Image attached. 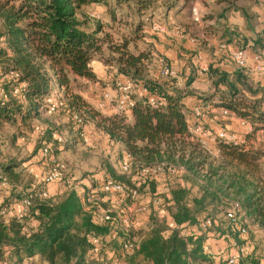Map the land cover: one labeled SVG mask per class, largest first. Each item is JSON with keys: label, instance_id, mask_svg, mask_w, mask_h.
<instances>
[{"label": "trees", "instance_id": "obj_1", "mask_svg": "<svg viewBox=\"0 0 264 264\" xmlns=\"http://www.w3.org/2000/svg\"><path fill=\"white\" fill-rule=\"evenodd\" d=\"M111 1L0 0V82L7 90L4 100L0 99V126L14 125L17 113L22 121L40 116V107L47 104L55 86L65 103L60 109L71 122L73 113H79L84 123L85 112L91 114L96 127L114 142L124 144L133 162L166 161L183 167V172L165 173L170 180L169 192L162 196L165 207L148 216L154 226L145 233L140 247L126 256V264H213L204 250L210 234L240 240L225 218L230 201H238L250 222L264 229V150L220 138L217 151L206 148L200 136L190 129L182 102L184 93L175 87L177 78L161 75L149 78L146 70L154 59L153 50L131 48V44L144 38V15L151 12L148 19H152L155 10L175 9L181 0H114L117 5L127 4L138 17L131 24L132 32L115 39L114 33L104 30L101 23L92 31L85 29L80 18L84 8L109 7ZM110 14L115 15L112 11ZM247 44L246 40L234 43L241 47ZM104 47L110 56H106ZM94 57L114 66L117 78L132 82L130 94L135 102L131 117L124 112L103 115L75 90L82 79L96 80L91 66ZM10 71L16 76H9ZM206 71L214 90L204 99L246 120L253 130L264 131V110L259 101L248 98L258 93L248 76L242 70L230 74L213 65ZM191 81L189 77L187 85ZM22 84H25L21 88L24 100L13 92ZM140 88L162 103L149 104L148 96L138 95ZM51 137L48 131L46 138ZM50 140L46 142L52 143L53 152L58 142ZM19 166L13 161L0 163V177L7 179L8 186L16 185L11 177L19 176L16 172ZM65 179L62 182L68 185L69 179ZM41 190L42 184L34 187L31 182L24 186L20 197H12L13 190L0 200V261L15 257L21 263L25 257L38 255L47 264H104L92 259L89 236H107L109 225L99 223L85 209L75 189L67 188L57 196L46 197L37 195ZM27 197L32 202L29 214L22 220L11 218L6 222L2 208ZM203 217L219 219L218 225L189 236L190 249L177 231L166 229L174 224L193 227ZM222 222L227 229L224 230ZM6 251L10 253L7 257ZM237 264H264V261L254 252L242 256Z\"/></svg>", "mask_w": 264, "mask_h": 264}, {"label": "rangeland", "instance_id": "obj_2", "mask_svg": "<svg viewBox=\"0 0 264 264\" xmlns=\"http://www.w3.org/2000/svg\"><path fill=\"white\" fill-rule=\"evenodd\" d=\"M191 2H187L186 6L183 8V10L179 13L178 17H173L174 20H168L163 17L158 10L156 11L153 16H155L152 21L148 19L149 14L144 15L143 17V25L144 28V37L145 36H152L151 34H148L149 32L146 31V29L149 27L152 32H155L151 29V25L154 23H164L166 26V32L164 33H157L153 35L155 38L156 43L164 50V51H170L175 52V45L181 46L178 43V40L182 38H186L188 42L191 43H199L203 46V44H208L209 41L204 36H202L203 31H208L213 33L214 31L223 32L224 29H222V23L223 20H227V17L230 19L231 23L235 24V30L233 32L239 37L237 39L238 41L243 42L244 39H246L245 36L241 37V30L245 33H251L253 34V30L255 27H260L264 25V0H214L213 3H208L207 1L204 2V6H208V9H204L201 11V21L197 22L194 21L192 16V9L197 5L196 0H189ZM224 1V4H218L222 3ZM236 1V2H235ZM180 2H183L181 0ZM233 2V6L229 5ZM203 3V2H202ZM210 4V5H209ZM263 5V7H258ZM199 6V5H198ZM235 8V10H241V15L234 14L232 12L229 13V11L224 14V10H228L229 8ZM109 8V9H108ZM200 8V6H199ZM233 8V10H234ZM239 10V11H240ZM110 11H112L115 15L114 17L112 14H110ZM259 11V12H258ZM163 12V11H162ZM152 14V13H151ZM99 17H96V16ZM226 16V18H224ZM209 17H213V19H208ZM80 18L84 22V28L92 31L94 28L98 25V23H101L105 29L109 32L114 33V38L116 39L118 36L123 34H128L129 32H132L133 27H131V24L133 22H137L138 17L136 16L135 12L128 7L127 4L117 5L114 0L110 2L109 7H105L103 5H91L84 8L82 11V15ZM246 18V19H245ZM97 19L99 21H97ZM232 25V24H230ZM176 26H179L181 28V32H177ZM230 28V27H228ZM142 34V33H141ZM99 36H102V33H98ZM224 35H227V32L224 33ZM160 38H163L162 41ZM244 38V39H242ZM170 40V41H167ZM216 47H219L223 42L219 40V37L216 38ZM230 40H226L228 42ZM237 42V41H236ZM245 42V41H244ZM234 46V45H233ZM231 46V47H233ZM152 44L148 43L144 38L142 40L137 41L136 43L131 44V48L134 50H145L149 51L153 48ZM215 48L214 45H211V48ZM224 47L223 49L226 50L228 56L230 57V48ZM177 49V48H176ZM174 50V51H173ZM188 50V49H187ZM104 52L106 53V56H110V53L108 52L107 48L104 47ZM154 58L155 63L147 67L146 74L149 78H161L160 77V64L157 63V60L160 58H164L166 64L168 66H171L173 69L177 72V77H184L181 73H179L178 69L171 64L170 60L167 56L164 54H160L159 52L154 51ZM99 58V57H96ZM154 60V59H153ZM185 79V78H184ZM125 81V79H108L107 81V90L106 92H109L112 96H116V86H118V82ZM87 84L82 83L80 81L78 84H76L75 90L79 91L85 90L89 91V89L86 86ZM0 89L7 93V90L4 89V83L0 82ZM207 90V91H206ZM201 93L205 94L208 91V89H200ZM105 93V92H104ZM104 93L102 95V99L99 100L96 107L92 108L98 112H100L103 115H108L110 113L106 112L107 103L104 100ZM101 96V95H100ZM254 95L250 94V99H255L259 101L260 105L264 103V91L263 96L261 98H254L252 97ZM87 99H89L88 96H86ZM247 98V97H246ZM248 100V99H247ZM104 103L103 107H100L99 104ZM114 101H111L109 104H114ZM48 104V101H47ZM112 107V106H111ZM105 110V112L103 111ZM17 116V122L12 125L10 123H6L3 126H0V163H6V162H15L18 163L20 166L17 168V173L19 174L18 177L13 175L11 178L12 183L16 184L14 187L12 185H9L7 187L0 186V200L4 198L6 195H10L12 197H20L22 192L24 191V186L28 183L33 184H39L43 172L46 173L48 168L55 164L60 163L62 164L61 168V174L63 181L66 180L65 178L69 179V184L64 185V182L62 184L69 188V189H75L79 190L80 188H88L86 186L87 181L91 182V184H96L97 186L99 183L106 177H113L118 181H121L122 183H125V185L128 187V189H136L137 190V196L132 199L129 196L125 197V195H119V194H110L105 195L103 193L97 192L99 196L105 197V203L109 206H112V208L118 209L119 207H122L124 205H132L134 204L135 208L139 204H146L148 203L154 196H164L169 192L170 188V180L165 176L166 174L160 175V176H154V177H148V178H129L122 174L120 170V161L122 160V157L124 155V152L119 146H116L115 144H110L109 142H104L103 139L95 138V136H91L90 133H88L89 142H84L83 138H81L77 133V127H75L72 122L69 119L68 114H66L65 111H62L61 109L56 113H44L40 114V116L27 119L26 121H22V116L20 114H16ZM86 116V122H85V128L89 127L90 125L96 126L95 120L91 118V114L85 112ZM223 126V125H221ZM203 130V124L201 125ZM60 130L63 137L65 138L64 143H56L53 147V152L50 153L48 156H43L40 154L39 146L43 145V142H46L48 140L54 142L51 138H46V135L48 131L52 133V129ZM96 128V127H95ZM98 128V127H97ZM224 129H226L223 126ZM222 128V129H223ZM12 135H16L14 139H12ZM93 135V134H92ZM95 138V139H93ZM94 140L92 142V140ZM98 140V142H96ZM55 143V142H54ZM53 143V144H54ZM35 157V158H34ZM34 158V162L36 164L45 163V167L41 168V171L39 173H33L30 172V166L32 165L29 163V161ZM28 162V163H27ZM263 167H264V158H263ZM38 174V175H36ZM39 180V181H38ZM132 180V181H131ZM19 181H21L19 183ZM98 183V184H97ZM13 188V189H12ZM88 190V189H87ZM87 190L82 191V196L84 198V205H88L89 202L87 201ZM29 192V191H28ZM27 191L25 193H28ZM19 201L13 202L11 205L18 203ZM9 206V205H8ZM115 206V207H114ZM5 207V206H4ZM140 214L138 213V216ZM219 217V216H218ZM223 217V216H221ZM2 218L5 219V217L2 216ZM6 220V219H5ZM219 221V219H218ZM252 226H255L252 224ZM222 227L227 229L226 223L222 222ZM188 231V230H186ZM222 236L215 235L212 236V238H215L217 240L221 239ZM229 238V237H226ZM231 238V237H230ZM234 240L233 238H231ZM250 242V249L252 250V253H256L258 256L262 258L264 261V233L260 232H251L249 236ZM214 241V240H213ZM236 241V240H235ZM215 242V241H214ZM106 244L111 247V249H116L117 251H120L119 243L116 240L108 238L106 241ZM230 242L226 245L224 248V251H230L231 246H229ZM210 255V259L212 260L213 264H227L226 255L224 252H222V249L218 248L217 253H208ZM223 254L224 258H220L218 255ZM106 257V255H105ZM215 257V258H212ZM12 260V264H18L17 261H14V258H10ZM100 263L108 264L109 262L107 260L100 261L97 260Z\"/></svg>", "mask_w": 264, "mask_h": 264}, {"label": "built area", "instance_id": "obj_3", "mask_svg": "<svg viewBox=\"0 0 264 264\" xmlns=\"http://www.w3.org/2000/svg\"><path fill=\"white\" fill-rule=\"evenodd\" d=\"M192 16L194 21H201V11L198 4L192 9ZM96 17H99L98 15ZM151 28L155 32L164 33L166 32V26L164 23H154L151 25ZM177 32H181V28L176 26ZM230 55L234 63L239 68H246L249 63L250 54L246 47L233 46L230 48ZM254 60L257 62V70L264 74V61L262 60L259 54L254 55ZM160 64V75L164 78L166 77H175L177 78V72L171 66H168L164 58L157 60ZM9 76H16L15 72L10 71ZM25 84H22L19 87H15L13 92L15 95H19L22 99H25V96L22 94L21 88ZM116 96H112L109 92L104 93L105 102L114 101V110L115 112H124L129 114L131 108L134 105V98L131 96V91L133 89L132 82L125 80L118 82L116 86ZM138 95L148 96L147 101L149 104L157 106L162 102L158 100L155 95H148V92L145 88H140L138 90ZM4 91L0 89V99H3ZM64 99L62 98L61 93L57 87H54L50 96L48 97V104L40 107V114L44 113H56L59 111L60 107H64ZM100 107L104 106V103L99 104ZM209 112L208 106L205 104H198L193 108V113L197 121L196 127H190L191 131L197 133L202 131V122L207 117ZM222 114L229 115L231 111L228 109H222ZM242 123L248 126V130L253 129L252 125L244 119H241ZM72 122L75 127L79 129L78 135L83 138L84 142L88 143L89 138L85 129V123L83 117L79 113H73ZM77 129V130H78ZM218 138L223 139L228 142L234 143H243L239 140L234 133H231L227 129H221L218 133ZM52 139L58 143H64L65 138L63 137L60 130L52 129ZM52 143L43 142V145L40 149V153L43 156H47L51 152ZM62 164L55 163L51 165L47 172L44 173L41 177L39 184H42V190L37 192V195L40 197H46L48 195V186L51 183L58 182L62 178L61 168ZM120 170L122 174L129 178H148L163 175L165 173L176 174L183 172L184 168L181 166L174 165L172 163L163 161L155 162L151 164L136 163L133 162L131 155L127 152H124L122 160L120 161ZM69 182V181H68ZM36 184H33L35 187ZM0 186L7 187L8 182L6 178L0 177ZM87 201L88 205H85V209L92 213L96 220L102 224L109 225V232L107 236H97L90 235L89 240L92 244L91 257L93 260L105 261L107 260L108 264H122L127 255L134 252L140 247L141 241L145 236V233L154 226V223H149L147 226L142 227L146 216H150L156 210H161L165 207V201L162 196H154L148 203L139 204L134 206V204L128 206L124 205L118 209L112 208L105 202V197L99 196L97 192L103 193L105 195L110 194H119L125 195V197H130L134 199L138 194L136 189H128V187L121 181L116 180L113 177L104 178L99 185H91L87 190ZM31 198L27 197L23 200L2 208L1 215L5 217V221L8 222L9 219L14 218L17 220L24 219L30 212ZM115 207V206H114ZM138 213L140 214L138 216ZM225 218L229 220L230 228L233 232L238 233L240 241L232 240L229 246H231L230 251L222 252L226 255L227 264H237L239 259L242 256H247L252 254L250 249V243L248 241V234L251 229L252 223L244 213L241 204L238 201H230V205L225 212ZM146 219V220H147ZM149 220V219H148ZM214 225H218V219H212L210 217H203L198 225L193 226V229L187 228L185 224H174L166 226L167 231H177L179 236L186 241L187 249L191 248L189 242V236L193 234H199L207 231ZM27 230V229H25ZM188 230V231H186ZM108 238L116 240L119 243L120 251L116 249H111L110 246L106 244ZM206 251V249L204 248ZM209 253L208 251H206ZM106 255V257H105ZM223 259V254L218 255ZM215 258V257H213ZM0 264H11L10 260L5 258L0 261Z\"/></svg>", "mask_w": 264, "mask_h": 264}, {"label": "crops", "instance_id": "obj_4", "mask_svg": "<svg viewBox=\"0 0 264 264\" xmlns=\"http://www.w3.org/2000/svg\"><path fill=\"white\" fill-rule=\"evenodd\" d=\"M207 1L208 3H213L214 0H196V3L200 6V9L203 11L204 9H208V6H204V2ZM189 3L191 1L187 0L185 2H179V6L175 9H171L169 11L162 12V9L159 8L158 12L165 17V19L168 20H174L173 17H178L179 13L183 10V8L186 6V3ZM203 2V3H202ZM236 2V1H235ZM218 4H224V1L222 3ZM210 5V4H209ZM229 5L233 6V2ZM263 7V5L258 7ZM234 8V7H233ZM233 8H229L228 10H224V14H226L227 11L234 12V14L241 15V10L238 9L233 10ZM232 10V11H230ZM259 12V11H258ZM155 16H157L156 12H154ZM228 15V14H226ZM155 16L152 18L154 19ZM229 16V15H228ZM242 17V15H241ZM226 18V16H224ZM152 19H150L152 21ZM208 19H213V17H209ZM246 19V18H245ZM232 24V25H230ZM230 27V28H228ZM152 29V28H151ZM222 29L224 31L221 33L218 31H214L213 33L208 31H203L202 36H204L206 39H208L209 43L203 44V46L199 43H191L186 40V38H182L178 40V43H182L180 46L177 44L175 47V52L164 51L157 43L155 38L153 37L155 32H152L150 28L148 27L146 29L148 34H151L152 36H145L144 39L152 44L154 46V51L159 52L160 54H164L168 57L171 64L174 65L179 73L182 74L184 77H177V83L175 85L176 88L181 89L184 93V96L182 98V102L184 104V110L185 115L188 123L190 124V127H196L197 121L193 113V108L198 104H205L209 108V112L207 114V117L202 122L203 124V130L200 132H197L202 139L204 145L206 148H208L211 151H217L218 149V133L223 128V126L230 131L231 133H234L236 137L241 140L244 144H246V147H254V148H261L264 150V131L263 130H248V126L242 123L241 118L237 117L235 114L231 113L229 115H223L222 114V108L217 107L214 104L210 103L209 100H205L204 97L208 94H211L213 89L212 82L208 78L207 74V68L209 65H213L214 67H219L220 69L227 71L230 74H233L236 71L242 70L247 76L248 81L252 84V86L256 89H258V93H256L254 98H261L263 96L264 91V74L259 72L257 70V62L254 60V55L259 54L264 61V25L260 27H255L253 30V34L245 33L241 30V37L245 36L248 44L245 46L248 49V52L250 54V59L248 66L246 68H239L234 63L231 56L229 57L226 50L223 49L224 47L229 48L234 45V43L239 39L237 35L233 32L235 30V24L231 23L230 19L227 17V20H223L222 23ZM145 31V30H144ZM227 32V35H224V33ZM158 33V32H157ZM219 37V40L223 43L216 47V38ZM230 38H233V40L228 41L225 43L226 40H230ZM163 38H160L162 41ZM259 39L258 43L257 40ZM170 41V40H167ZM211 45H214L215 48H211ZM218 45V43H217ZM235 46V45H234ZM177 48V49H176ZM188 49V50H187ZM174 51V50H173ZM155 63V58L152 61L150 65ZM158 63V62H157ZM91 66L96 74V80H86L82 79V83L87 84V88L89 91H83L79 89L80 95L83 97V99L89 103L91 106L96 107L99 100L102 99V95L107 90V81L108 79H117V76L115 75L116 69L114 66L106 65L103 63L100 59L94 57L91 61ZM191 77L192 81L190 84L187 85L188 78ZM120 79H123L124 77H118ZM185 78V79H184ZM126 80V78H124ZM122 81V80H121ZM55 87V86H54ZM200 89H208L209 92L203 94L201 93ZM207 91V90H206ZM101 95V96H100ZM86 96L89 97V99L86 98ZM5 98V96H3ZM264 97V96H263ZM24 100V99H23ZM22 100V101H23ZM211 101V100H210ZM264 101V99H263ZM107 109L105 113H115L114 105L107 103ZM112 106V107H111ZM260 108L264 110V103L260 105ZM129 117H131V114H128ZM223 125V126H221ZM96 126L90 125L89 127L85 128L87 134L90 133L91 136H95L97 139H103L104 142H109L110 144H115L116 146H119L123 152H125V146L124 144L120 142H114L109 138V136L101 129L95 128ZM224 129V128H223ZM93 134V135H92ZM93 138V139H95ZM92 140V139H91ZM94 140H92L93 142ZM95 142V141H94ZM98 142V140L96 141ZM52 147V146H51ZM41 154V153H40ZM35 158V157H34ZM34 158H32L29 163L32 165L30 166V172L39 173L41 171V168L45 167V163L36 164L34 162ZM28 163V162H27ZM44 174V172H43ZM42 174V175H43ZM38 175V174H36ZM160 176V175H159ZM39 181V180H38ZM62 181V180H61ZM54 182L49 184L48 186V195L49 196H57L61 194L64 190L67 189L62 182ZM98 184V183H97ZM93 185L91 182L86 183V186L88 188H80L79 190L76 188V192L81 196L82 202L84 204V198L82 196V191L89 189V187ZM145 221L142 225V227L147 226L149 223L147 217H144ZM147 219V220H146ZM190 229H193V227H188ZM251 232H260L264 233V229L257 227V226H251L250 229ZM250 231L248 234V241L251 243L252 241L249 240ZM227 232V230L225 231ZM221 239L217 240L215 238H212L211 234L207 239V242L204 245V248L209 253H217V249L224 248L229 242L231 243L232 239L226 238V235H222L220 237ZM215 242H214V241ZM240 241V240H239ZM251 241V242H250ZM9 251H6L5 256H9ZM14 258V261H16V258ZM213 258V257H212ZM8 259V257H7ZM10 259V258H9ZM12 264V260H10ZM127 260L126 258L122 262V264H126ZM18 264H47L46 262H42L40 257L38 255L32 256V257H25L21 263Z\"/></svg>", "mask_w": 264, "mask_h": 264}]
</instances>
